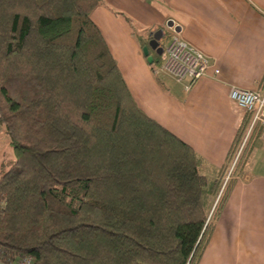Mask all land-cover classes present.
I'll return each mask as SVG.
<instances>
[{"label":"trees","instance_id":"1","mask_svg":"<svg viewBox=\"0 0 264 264\" xmlns=\"http://www.w3.org/2000/svg\"><path fill=\"white\" fill-rule=\"evenodd\" d=\"M104 2L0 0V259L199 264L235 179L215 205L227 165L138 105L92 19Z\"/></svg>","mask_w":264,"mask_h":264},{"label":"crops","instance_id":"2","mask_svg":"<svg viewBox=\"0 0 264 264\" xmlns=\"http://www.w3.org/2000/svg\"><path fill=\"white\" fill-rule=\"evenodd\" d=\"M92 19L138 105L209 165L223 167L248 117L229 98L230 86L264 87V0H105ZM173 24L215 65L190 90L156 71L146 57L145 48L161 55L153 45L160 50L169 43ZM5 145L9 138L0 126V165ZM199 264H264L261 127L250 139Z\"/></svg>","mask_w":264,"mask_h":264},{"label":"built area","instance_id":"3","mask_svg":"<svg viewBox=\"0 0 264 264\" xmlns=\"http://www.w3.org/2000/svg\"><path fill=\"white\" fill-rule=\"evenodd\" d=\"M172 27V37L163 48L161 64L155 66V70L169 74L175 80L184 84L186 90H190L215 65L204 52L180 36L176 25L173 24ZM215 71L219 73L218 68H215ZM228 96L247 111L248 122L238 141L232 168L227 171L228 174L224 178L226 182L224 181L221 191L230 179L239 158L242 156L258 127H261V139L264 141V87L262 89H246L232 85L229 88ZM32 263L33 259L30 256H23L14 261L0 259V264Z\"/></svg>","mask_w":264,"mask_h":264},{"label":"rangeland","instance_id":"4","mask_svg":"<svg viewBox=\"0 0 264 264\" xmlns=\"http://www.w3.org/2000/svg\"><path fill=\"white\" fill-rule=\"evenodd\" d=\"M155 64H157V63H155ZM158 65V64H157ZM157 65H155V66H157ZM2 128V127H1ZM2 130V129H1ZM4 130V129H3ZM3 132V131H2ZM237 144H238V142L236 143V145L234 146V148H233V150H232V152L230 153V155H229V158H228V160H227V163H226V170H225V172H224V176H223V184H224V181L226 182V179H224L225 178V176L228 174V172L227 171H229L231 168H232V165H233V159H234V156H235V150L237 149ZM7 145V144H6ZM6 145L4 146V149L5 150H8V152H6V154L5 155H7L6 157L9 159V160H11L12 158H13V150L11 149V147L8 145L7 147H6ZM248 147V146H247ZM247 147H246V149H245V151L243 152V154H242V156L239 158V160H238V162H237V164H236V166H235V169L233 170V172H232V175H231V177H230V179L227 181V186H228V184L231 182V180L232 179H236L237 178V176L239 175V172H240V166H241V163H242V160H243V158H244V156H245V152H246V150H247ZM225 185V187H227ZM224 187V189L222 190V191H220V198H218L217 200H216V203H215V205H217L218 204V202H219V199L221 200V198H222V196H223V194H224V192H225V188ZM212 213H214V210H213V212ZM216 213V212H215ZM215 213L213 214V216L215 215ZM216 222H217V219L214 221V226L216 225ZM213 231H214V228L212 229V231H211V234H210V237H209V241H208V243L206 244V247L208 246V244H209V242H210V239H211V236H212V233H213ZM206 247H205V249H206Z\"/></svg>","mask_w":264,"mask_h":264},{"label":"water","instance_id":"5","mask_svg":"<svg viewBox=\"0 0 264 264\" xmlns=\"http://www.w3.org/2000/svg\"><path fill=\"white\" fill-rule=\"evenodd\" d=\"M156 42H157V40H155ZM155 48H157V51L159 52V54H162L163 53V48H161L160 50H159V48L157 47V45H153ZM145 51H146V54L148 53V50H147V48H145ZM148 60L150 61V62H152L153 61V57L152 56H149L148 57Z\"/></svg>","mask_w":264,"mask_h":264}]
</instances>
